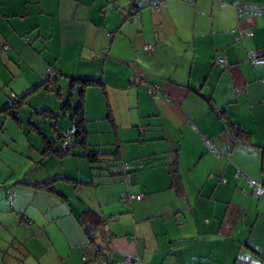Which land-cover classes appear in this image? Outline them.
<instances>
[{
    "label": "crops",
    "instance_id": "obj_1",
    "mask_svg": "<svg viewBox=\"0 0 264 264\" xmlns=\"http://www.w3.org/2000/svg\"><path fill=\"white\" fill-rule=\"evenodd\" d=\"M119 1L0 0V264H103L78 221L87 209L112 264H264V14L235 8L264 0H163L129 18ZM81 89L86 142L116 147L135 168L128 183L45 151L48 119ZM218 112L252 148L230 149Z\"/></svg>",
    "mask_w": 264,
    "mask_h": 264
},
{
    "label": "trees",
    "instance_id": "obj_2",
    "mask_svg": "<svg viewBox=\"0 0 264 264\" xmlns=\"http://www.w3.org/2000/svg\"><path fill=\"white\" fill-rule=\"evenodd\" d=\"M113 2H118L119 0H112ZM129 2V6L127 8V18L134 16L137 14L141 9L147 8V7H159V5L163 2V0H126ZM156 2H158V5H155ZM240 8V7H239ZM242 9V8H241ZM246 11H259L261 13L264 12V9H242V13H245ZM251 15V14H250ZM55 75V73H54ZM47 77V79L40 85L42 87H45L48 89V84L51 83L52 86H54V77ZM79 83L83 86L88 85L91 82L86 81L84 79L78 80ZM39 88V87H37ZM35 88V89H37ZM55 89V88H54ZM69 96H71V92L68 94L67 98L64 100V102L61 103V108L63 112V116L68 118L70 123L69 130L60 131V129L57 128V121H58V115L55 114L51 116L48 120L51 121V125H53L54 129L56 130L54 136L47 138L45 134H43V139L45 140V151L47 150H53L56 155L64 157V156H72V157H83L87 160L89 166L93 170H98L100 172H104V176L107 179H112L118 177L120 181L129 182V177L131 172L135 169L134 167H131L128 163H123L120 160L118 149L115 147L114 149H110L107 147H100V148H94L92 149L91 146L86 142V131L84 128V116H83V100H82V89L80 93V98L77 101L76 104H71L69 100ZM15 103L13 106H10L13 110L11 112V115L13 119L16 122H19L17 117V110L19 107V104L21 103L20 100H14ZM16 105V106H14ZM8 108V109H9ZM6 110V109H5ZM40 110L37 113L39 117L45 118L44 115L50 114V111ZM216 116L218 118H222L224 122V128H223V135L229 139L230 142V149L234 147H242V148H252L253 144L250 140V135L246 133L241 127L234 125L231 123L225 116L223 112L216 113ZM224 116V118L222 117ZM44 119H41L39 123L42 125L44 122ZM30 125H33L38 129V125L36 122H31ZM42 135V133L39 131ZM69 140V147L66 149L64 147L65 140ZM210 145V144H209ZM214 148V147H213ZM214 150L217 153V156H220V152L214 148ZM127 165L128 169L125 170L124 166ZM139 168H142V165H138ZM138 169V168H137ZM169 177H170V183L172 188L176 191V193L181 192L180 187V177L177 171V163L176 159L172 160L169 164ZM128 177V179H127ZM69 181L72 185L76 186L79 184H92L90 181H78V180H65ZM220 183L224 184L225 180L220 179ZM46 186V184H45ZM44 187V186H42ZM39 187V188H42ZM128 196H123L121 199L124 202H127V200H130L129 194ZM79 224L82 226L87 239L89 242H95L97 238L102 242L101 245L97 247V258L100 260H103V264H112L110 261L109 255L106 253L105 247H106V241L103 237L100 236V238L97 236V229L100 228L102 224V219L99 216L98 213L87 209L81 212V214L78 217ZM103 234V232H102ZM105 241V242H104Z\"/></svg>",
    "mask_w": 264,
    "mask_h": 264
},
{
    "label": "built area",
    "instance_id": "obj_3",
    "mask_svg": "<svg viewBox=\"0 0 264 264\" xmlns=\"http://www.w3.org/2000/svg\"><path fill=\"white\" fill-rule=\"evenodd\" d=\"M155 5H158V2H156ZM235 8L237 9L238 13L241 15V14H242V9L239 8V7L236 6V5H235ZM245 13H247V14H251V15H255V16H260V15L264 14V12L261 13V12H259V11H246ZM144 50L147 51V52H149V51L152 50V48H151L150 46L147 45V46L144 47ZM252 60H253V62H255L254 59H252ZM213 63H214L216 66L220 67L221 69H226V68H228L227 62H226V60H225L222 56H217V57H215V58L213 59ZM46 75H47L48 77L53 76V75H54V71H53V69H51V68H47V69H46ZM204 142H205V143H208L209 141H207L206 139H204ZM64 147H65L66 149H68V147H69V140H68V139L65 140V142H64ZM124 169L127 170V169H128V166L125 165V166H124ZM127 179H128V177H127ZM253 191H254V195H255L256 197L260 196V195L262 194V192H263V190H262L261 188H259V187H254ZM127 198H129V199H131V198H135L136 200H140V199L142 198V196H141V195H138V196H130V195H129V197H127ZM134 262H135L134 259H132V258H127V259H125V260L123 261L122 264H134Z\"/></svg>",
    "mask_w": 264,
    "mask_h": 264
},
{
    "label": "rangeland",
    "instance_id": "obj_4",
    "mask_svg": "<svg viewBox=\"0 0 264 264\" xmlns=\"http://www.w3.org/2000/svg\"><path fill=\"white\" fill-rule=\"evenodd\" d=\"M112 3L117 4V6H120V4H119L120 1H118V2H113V1H112ZM67 96H68V94H67ZM70 97L73 99V101L76 100V98H77V93H75L74 96H70ZM43 102H46V103L48 104V106H52V107H54V100H53V99H50V98L47 99V98H46L45 100H42V101H41V103H43ZM58 121H62V122L64 123V119H63V116H62V115H58ZM68 123H69V122H68ZM98 137H102V138L104 139V138H107V134H102L101 136L99 135ZM110 137H111V140H112V137H113V136H112L111 134H110ZM111 142H113V141H111ZM83 162L86 163L85 160H83ZM129 164H131V163H129ZM100 179H101V180H107V181H108V180H111V179H107V178H100ZM115 179H116L115 182H116L117 184H119V180H118L119 178L116 177ZM98 180H99V179H98ZM123 182H124V181H123ZM124 183H125V182H124ZM117 184H116V185H117ZM121 184H122V182H121Z\"/></svg>",
    "mask_w": 264,
    "mask_h": 264
}]
</instances>
